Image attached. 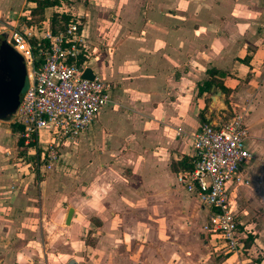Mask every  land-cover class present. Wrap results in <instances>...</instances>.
Here are the masks:
<instances>
[{
	"label": "crops",
	"instance_id": "crops-1",
	"mask_svg": "<svg viewBox=\"0 0 264 264\" xmlns=\"http://www.w3.org/2000/svg\"><path fill=\"white\" fill-rule=\"evenodd\" d=\"M34 7L0 0V35L14 30L5 23L11 15L16 24ZM64 9L46 8L48 21L55 12L76 15ZM88 10H79L88 17L87 67L112 84L111 103L75 143L86 159L92 144L98 170L115 179L99 172L98 191L85 197L98 213L99 236L78 263L264 264V0H107L97 8L99 24ZM211 69L224 90L200 94ZM202 114L216 127L241 114L249 131L254 157L242 175L250 184L229 187L244 237L237 254L204 232L210 210L177 180L193 168ZM8 121L0 119V264H61L48 254L43 222L57 192L11 175ZM75 216L74 209L71 225Z\"/></svg>",
	"mask_w": 264,
	"mask_h": 264
},
{
	"label": "built area",
	"instance_id": "built-area-1",
	"mask_svg": "<svg viewBox=\"0 0 264 264\" xmlns=\"http://www.w3.org/2000/svg\"><path fill=\"white\" fill-rule=\"evenodd\" d=\"M26 31L14 29L8 42L26 65L27 85L12 123L23 128L28 140L46 130L61 141L75 142L111 103L112 84L82 77L90 58L80 20L70 19L56 32L51 26ZM34 29V30H33ZM249 131L243 115L235 114L222 126L204 124L194 136L193 168L177 180L210 210L204 232L226 254L243 250V233L232 205L231 184L249 185L242 168L253 159L247 148Z\"/></svg>",
	"mask_w": 264,
	"mask_h": 264
},
{
	"label": "rangeland",
	"instance_id": "rangeland-1",
	"mask_svg": "<svg viewBox=\"0 0 264 264\" xmlns=\"http://www.w3.org/2000/svg\"><path fill=\"white\" fill-rule=\"evenodd\" d=\"M104 1L107 0H61V6L58 7L63 6V10H65L66 6L72 12H75V16L70 14V11L67 14H69L70 19L80 20L83 26L84 20L88 17L79 10L89 9L90 14H93V16L90 15L89 21L97 23V8ZM25 10L26 8L23 11ZM27 13L25 12L21 15L18 22L20 24L12 22L14 20L13 15L5 23L10 24L8 25V27L11 26L10 29L26 31L25 25L30 26V24L28 19L23 20L22 18H25ZM49 16L50 11L48 10L47 14L44 15L42 24H36L33 28L40 29L46 27V25H50L52 28V21H48ZM99 23H103V19H100ZM7 120H9L8 123L4 124L10 126L12 124V116L7 118ZM228 120L229 118L227 117L226 121ZM19 139L20 134L13 133V137L8 141L13 142L14 146L13 154L10 155L9 159L11 175L18 176L22 174V177L28 179L27 184L29 185L45 182L46 188H51L57 192V199L53 203L54 207H52H56V209H52L47 214V219L43 221L46 222L45 225L48 226L49 230L48 235L51 237L52 248L49 245L48 254L58 257L61 264H66L71 258L84 263L89 259V255L93 254L92 248L95 246V240L99 236L96 226L100 221L98 213L93 210L92 204L85 197L87 194L92 195L98 191L97 178L99 172L103 174L107 171L108 177L112 180L115 179V176L112 177L110 174H114V172L111 170L104 171L103 168L98 170L97 164L94 163L97 152L92 144H90V149L86 151L90 154L86 159L80 144L71 141H61L59 144L55 143L53 145L56 140L46 130H42L39 135L40 141L43 142L40 143L38 139L39 153L31 147L26 149L19 147ZM31 141L32 139L28 140V142ZM23 152L26 153L23 154ZM101 183L103 184V182ZM70 208L75 209V221L73 225H66V218ZM106 215L112 216L111 214ZM66 236L70 237L67 241L64 239Z\"/></svg>",
	"mask_w": 264,
	"mask_h": 264
},
{
	"label": "water",
	"instance_id": "water-1",
	"mask_svg": "<svg viewBox=\"0 0 264 264\" xmlns=\"http://www.w3.org/2000/svg\"><path fill=\"white\" fill-rule=\"evenodd\" d=\"M85 79H94L95 75L90 68H86L82 75ZM27 83L26 65L23 57L18 54L8 42V34L0 35V114L6 118L16 112ZM213 100L217 98L214 96ZM213 107V103L210 104ZM207 120H210L208 118ZM74 208H70L66 218V225H71ZM66 264H79L71 258Z\"/></svg>",
	"mask_w": 264,
	"mask_h": 264
},
{
	"label": "trees",
	"instance_id": "trees-1",
	"mask_svg": "<svg viewBox=\"0 0 264 264\" xmlns=\"http://www.w3.org/2000/svg\"><path fill=\"white\" fill-rule=\"evenodd\" d=\"M29 3H35L36 7L34 8H26L25 12H28L24 19H28L30 26H34L36 24H42L44 20L45 10L46 8L50 7H58L61 6V0H27ZM68 1V0H64ZM60 18V19H58ZM70 20V16L67 14H59L58 12L53 13L52 16V29L54 32H56L58 29L62 28L66 23H68ZM60 24V25H59ZM221 74L220 71L216 69L208 70V79L203 81L202 86L199 89V93L203 94L205 92L209 93L213 88L216 89H223V83L220 79L216 78V75ZM27 85V83H26ZM26 89V86L24 88V91ZM23 91V92H24ZM202 116V122L205 124H208V121L204 117V114ZM0 119H6L5 115L0 114ZM12 133H20L23 131V128L17 124H11L10 125ZM18 146L26 148H34L36 149L37 153H39L38 148V136H34L31 142L26 143L25 138L20 137L18 140ZM26 152H23V154Z\"/></svg>",
	"mask_w": 264,
	"mask_h": 264
}]
</instances>
